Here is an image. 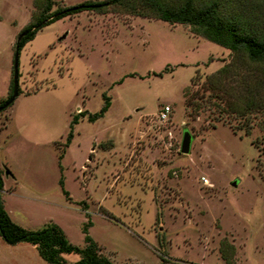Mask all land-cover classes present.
I'll return each mask as SVG.
<instances>
[{"label":"rangeland","instance_id":"374dc122","mask_svg":"<svg viewBox=\"0 0 264 264\" xmlns=\"http://www.w3.org/2000/svg\"><path fill=\"white\" fill-rule=\"evenodd\" d=\"M33 10V0H0V99ZM229 59L186 24L117 8L43 26L19 50L20 93L0 110L1 196L11 219L31 229L55 222L78 245L90 221L87 233L115 264H158L160 251L169 264H225L222 238L234 264H264V108L244 123L201 87ZM103 94L108 109L94 121L80 117L58 158L72 114L99 110ZM0 264L48 263L32 244L0 237Z\"/></svg>","mask_w":264,"mask_h":264},{"label":"trees","instance_id":"16d2710c","mask_svg":"<svg viewBox=\"0 0 264 264\" xmlns=\"http://www.w3.org/2000/svg\"><path fill=\"white\" fill-rule=\"evenodd\" d=\"M245 3L244 0H81L67 5L59 4L56 0H33L34 10L31 13L30 21L18 31L13 44L11 73L13 76L14 56H17L18 64L19 50L43 26L80 11L104 14L111 8H117L138 16L162 19L171 24H186L193 34L202 36L227 49L230 55L229 61L207 74L201 87L208 89L210 94L218 99L213 104L220 112H233L246 123L253 110L264 108V4L260 5L258 0H253L248 8ZM164 70L171 69L164 67ZM161 72L154 74L161 75ZM12 76L7 96L0 99V105L12 93ZM198 79V71L195 70L191 80L193 82ZM228 79L233 84L228 83ZM19 93L20 89L17 87V94ZM102 98L103 103L99 110L89 112L87 109H80L72 114L58 158H61L65 146L71 141L73 127L80 117L85 116L87 120L94 121L108 109L109 96L103 94ZM13 100L5 107L10 105ZM194 106L196 109L200 107L197 104ZM245 126V130L248 132V124ZM57 143L60 144V142ZM109 145L111 142L100 143L99 146ZM59 184L64 194L68 196L67 190L63 188L61 176ZM2 188L3 176L0 169V237L3 241L8 244L17 242L32 244L40 258L48 264H115L108 256L99 251L97 242L87 233L90 221L82 226V245L72 243L63 229L52 221L36 229L26 228L12 220L4 208L1 196ZM80 203L82 209L87 208L84 201ZM68 253L77 254V259L68 261L64 257V254ZM219 253L225 264H234V246L225 238L219 242ZM165 256L166 254L160 251L158 264H169Z\"/></svg>","mask_w":264,"mask_h":264},{"label":"water","instance_id":"95a60500","mask_svg":"<svg viewBox=\"0 0 264 264\" xmlns=\"http://www.w3.org/2000/svg\"><path fill=\"white\" fill-rule=\"evenodd\" d=\"M13 87H12V93L10 97L2 104L0 105V110L4 108L11 100L14 99V97L17 95V84H18V64H17V56H14V62H13ZM190 133L188 131H184L182 140H181V146L180 151L183 153H187L189 151L190 147ZM5 173L9 174L10 171L8 169H5Z\"/></svg>","mask_w":264,"mask_h":264},{"label":"built area","instance_id":"2783aa9c","mask_svg":"<svg viewBox=\"0 0 264 264\" xmlns=\"http://www.w3.org/2000/svg\"><path fill=\"white\" fill-rule=\"evenodd\" d=\"M169 110H170L169 105H164L158 113L159 118H162V119L166 118L169 113Z\"/></svg>","mask_w":264,"mask_h":264}]
</instances>
